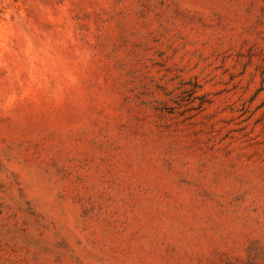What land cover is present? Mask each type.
<instances>
[{
  "label": "rangeland",
  "instance_id": "1",
  "mask_svg": "<svg viewBox=\"0 0 264 264\" xmlns=\"http://www.w3.org/2000/svg\"><path fill=\"white\" fill-rule=\"evenodd\" d=\"M0 264H264V0H0Z\"/></svg>",
  "mask_w": 264,
  "mask_h": 264
}]
</instances>
